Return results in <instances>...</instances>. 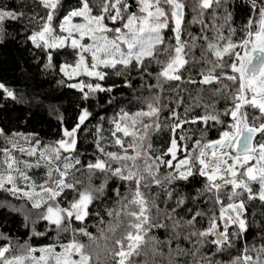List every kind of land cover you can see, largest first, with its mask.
<instances>
[{
    "label": "snow or ice",
    "instance_id": "1",
    "mask_svg": "<svg viewBox=\"0 0 264 264\" xmlns=\"http://www.w3.org/2000/svg\"><path fill=\"white\" fill-rule=\"evenodd\" d=\"M37 3L45 10V15L28 12L25 5L10 4V0L0 4V35L5 34L8 27H15L17 22H23L26 29L31 28L25 33L26 40L35 48L43 49L45 63L42 67L45 69L53 66L50 49L70 48L75 62H61L60 73L69 80L83 76L96 81L85 84L80 79L68 85L81 91L84 101L97 93H107L106 103L111 105L116 99L111 93L132 88L133 70L141 81V90L147 84L151 95L137 97L140 106L135 111L121 108L108 117L109 137L101 136L99 123L95 126L93 143L100 155L87 164H83L82 157L74 152L78 130L91 115L87 108L78 109L76 123L71 129L61 122V138L42 148L34 133L9 134L0 129V138L8 145L0 148L5 165L0 169V189L30 204L27 209L23 206L13 209L23 215L22 227L28 237L55 233L53 242L38 247L27 238L20 244V237L0 233V264H133V258L141 256L145 259H138V264H157L155 257L162 255L158 250L165 244L170 257H190L184 264H222L216 259V253L226 248L231 250L233 241L240 240L249 228L246 200H258L264 209V0H245L252 14L240 27L242 36L235 40L232 39L236 31L232 27L235 0H192L191 6L186 0H134V3L130 0H75L61 16L56 14L62 7L60 0H37ZM189 7L192 19L188 24H199L204 34L189 33L188 39H184ZM208 11L210 16L206 14ZM209 22L211 39L207 35ZM225 28L228 39L224 37ZM165 29L171 31L167 43ZM85 38L87 43L83 42ZM198 39L206 44L202 56L208 67L186 83L219 85L212 95L223 92L226 102L231 101L222 110L216 108L215 100L211 104L206 102L207 98L201 94L203 89H197L192 105L175 98L171 106L163 103L157 91L164 80L182 79V69L188 65L186 53L196 47ZM206 52H210L211 59ZM86 57H90V63ZM153 63L159 66L156 84L149 79L153 76L149 65ZM109 76L123 79L105 86L103 82ZM0 92L5 98L16 99L15 91L4 83H0ZM179 106L184 107L183 114L177 110ZM192 106L202 109L200 114H192ZM162 108L168 109L163 127L169 132V142L166 149L152 155L149 137L161 130ZM186 124L200 125V134L194 139L188 137L182 128ZM209 125L219 126L216 139H207L205 131ZM83 131L87 134L89 129L85 127ZM33 139L35 143L28 149L20 143ZM188 140L191 148L187 147ZM105 142L119 151L106 150ZM181 145H184L182 159L178 155ZM13 150L29 156H35L38 151L40 160L45 162L46 178L38 185L31 181L18 164L32 165L18 162ZM36 166L39 167V162ZM162 166L167 169L163 176L160 174ZM82 170L89 174L87 185L72 179L74 172ZM97 175L103 178L99 184H93ZM197 176L204 179L202 187L194 192L181 191V182L188 183ZM110 180L116 187L111 188V196H108L106 187H110ZM21 183L23 187L19 186ZM152 185L163 188L165 205L175 197V207L160 209L155 193L149 201L143 189ZM121 187L124 195H121ZM106 199L111 200V207L104 204L102 210H91L94 202ZM201 199L218 207L219 213L209 217L208 227L196 230V219L203 216V212H193L189 208L185 215L177 213L183 211L189 201L196 206ZM153 208L155 219L150 215ZM260 215L256 233L260 243L255 245L254 237L253 247L245 244L237 256L223 264H264V211ZM93 218L90 227L96 229L95 234L86 226V220ZM41 223L43 231L37 230ZM77 223L79 226H75ZM159 229L167 233L164 240L150 234ZM64 234L72 238L61 242ZM80 236L87 239V244L80 242ZM181 238L188 247H181ZM13 239L18 247H14ZM173 242L175 249L171 247ZM205 245L213 249L208 256L201 254L206 251ZM142 248L150 249L151 260ZM169 264L177 262L169 259Z\"/></svg>",
    "mask_w": 264,
    "mask_h": 264
},
{
    "label": "trees",
    "instance_id": "2",
    "mask_svg": "<svg viewBox=\"0 0 264 264\" xmlns=\"http://www.w3.org/2000/svg\"><path fill=\"white\" fill-rule=\"evenodd\" d=\"M134 3V0H130ZM9 3V0H0V4ZM21 3L26 6V11L35 12L38 16L45 15V10L39 6L37 0H10V4ZM61 10L57 11V16L64 14L69 5H74L75 0H60ZM207 13H210L208 11ZM252 14V13H251ZM185 23V22H184ZM193 28H198L200 35L204 33L201 31V26L199 24H194ZM31 28H24L23 22H17L15 27H8L5 34L0 35V83H4L9 88H12L16 93V99L5 98L0 92V129L5 130L6 133L18 132L23 134L34 133L35 138L41 141L39 147H44L45 144L52 145L54 141L61 138V122L63 126L67 129H71L74 126L78 116L79 108H87L91 113L85 125L79 131V139L77 147L74 152L77 157H82L83 164H87L89 161L96 159L98 152H96L94 147V133L96 132L95 126L99 123L102 127L101 136H110V123L108 117L114 115L118 110L123 108L126 111H135L136 108L140 106L137 97H145L151 95L147 90V84H145L144 89L141 90V81L138 78L137 73L133 70L131 76L134 78V83L132 88L127 90L121 89L119 93L113 92L112 96H115V101L109 105L106 101L109 100V94L107 93H97L95 96L90 97L87 101L81 99L83 93L77 89L70 88L68 85L72 83L66 77L62 75L59 71V64L61 62H71L75 59L74 53L70 48H62L49 50L53 52V66L50 68H43L42 65L45 63V53L42 48H35L31 42L26 40L25 33L30 32ZM255 30V29H253ZM209 39V30L207 32ZM224 36L225 39H228ZM171 36L170 29L164 30L165 42H168V38ZM174 43V41H172ZM205 44V42L203 41ZM206 45V44H205ZM188 59V55H187ZM191 65V60L188 59L187 67L182 69V79L180 81H167L164 80L160 88L157 89L163 97V103L169 104L171 106V101L175 98H181L185 105H192L193 102L189 97V89L197 88L203 89L202 95L207 98V103L212 101L215 96L212 95V91L215 87L219 85L202 86L198 83L195 85L186 83L189 78H197L188 76L185 70ZM202 70V69H201ZM200 70V71H201ZM110 72V70H108ZM149 71L153 73L150 79L152 84H156L155 74L159 72V66L155 63L149 65ZM199 71V72H200ZM198 72V74H199ZM218 74V72H217ZM123 78H116L115 76H109L105 82L111 83L115 81L120 83ZM85 83L92 82L95 83V79L89 80V78H83ZM58 81H63V83H58ZM135 89V91H133ZM87 91V88L84 89ZM226 97V94L221 92ZM229 103L219 100L216 104L217 109H224L228 107ZM180 113H184V107L179 106L177 109ZM202 109H198L194 106L190 108L192 114H200ZM251 112V109H248ZM255 114V113H253ZM168 118V109L162 108L160 115L161 130L158 132L151 133L149 140L152 144L153 152L152 155L158 154L157 150L163 151L166 149L169 142V132L163 127L164 122ZM186 119L190 117H185ZM88 128L89 132L84 133L83 128ZM200 125H183L182 128L187 132V136L190 137L194 130H200ZM213 127L209 125L208 128ZM207 128V129H208ZM216 130L215 138L218 137L217 129L219 126L213 127ZM222 130V129H221ZM181 135L178 130L177 137ZM4 143V139L0 138ZM29 144L35 143V139L28 140ZM106 143V142H105ZM108 151H119L118 148L105 146ZM181 145V149L178 150L179 158H183L184 152ZM187 147L191 148V141H187ZM62 151V150H61ZM38 152V151H37ZM64 155H67L66 153ZM23 157H29V160H34L35 156H29L23 154ZM171 159V156H168ZM80 168V165L76 166ZM45 167L39 166L30 168L27 174L30 175L35 184H39L43 179H45ZM167 171L163 166L161 167L160 174L163 176L164 172ZM88 172L80 171L74 172L72 179L80 180L82 184L87 185L88 183ZM92 183L95 184L94 179ZM204 184V179L199 176L196 177V188L202 187ZM188 183L181 182L179 187L181 191H187ZM256 189L258 188L255 186ZM109 191V187H106V193ZM144 196L151 201L153 193L157 195L159 200L158 207L164 209L165 207L172 208L175 207V197L172 198V202L168 205L164 203L163 188L157 189L156 186L152 185L148 188L143 189ZM246 199V198H245ZM227 203V198L224 200ZM96 203V202H94ZM93 203V204H94ZM247 217L249 221V228L246 229L245 235L238 241H233V247L231 250L225 249L226 253L239 251L245 247V244L249 248L254 246L253 240L256 237L258 231L257 224L261 220L260 213L264 211L261 209L260 202L257 200L255 202H248ZM92 204V205H93ZM91 205V206H92ZM30 208V204H26L21 198L14 197L8 192L0 189V233H4L9 237H20L19 243H24V239L27 238L33 246L38 247L40 244L53 242L54 232L46 233L44 236H32L28 237L27 232L22 227L23 215L19 211H14L13 209H20L21 207ZM197 206L204 207L203 213L206 217V227L209 226V217L215 213L218 216L219 209L215 207L212 203H205L203 199L198 201ZM178 215H185V206H183V211L178 210ZM150 215L153 219L156 218L155 208L151 209ZM255 216V220H253ZM89 219L86 220V223ZM200 220V216L197 217L196 223ZM77 223L75 226H78ZM43 224H39L37 230L43 231ZM204 227V228H206ZM200 230L199 228H195ZM223 230V225H220V230ZM231 231V226H229ZM191 231V229H189ZM151 235L158 237L160 240H164L167 233L163 229L152 230ZM70 239V234H64L60 237L61 242H66ZM7 243V241H2ZM82 243L87 244V240ZM260 243L259 238L256 237L255 245ZM14 247H18L17 242L13 239ZM171 247L176 248V243L173 242ZM181 247H188L187 242H184L181 238ZM206 251L201 254H205L210 248V245H205ZM143 252H147V258L152 259V253L148 248H142ZM162 255H157L155 257L157 264H169V259L175 260L177 264H184V262L190 257L180 255L169 256L168 245L165 244L162 248L158 250ZM15 254V253H14ZM253 258L255 254L253 253ZM139 260L145 259L144 256L138 258ZM138 259L133 258V264H138Z\"/></svg>",
    "mask_w": 264,
    "mask_h": 264
},
{
    "label": "rangeland",
    "instance_id": "3",
    "mask_svg": "<svg viewBox=\"0 0 264 264\" xmlns=\"http://www.w3.org/2000/svg\"><path fill=\"white\" fill-rule=\"evenodd\" d=\"M186 2L189 4V6H191L192 0H186ZM207 15H211L210 13H206ZM251 15V12L248 10L247 6L245 5V0H235V6H234V23L232 25V27L234 29H236V31L233 34L232 39H239L242 36V33L240 31V27L241 25L247 20V17ZM192 19V12H191V7H189V9L186 11V20H185V33L186 35L184 36V39H188V35L187 34H191V35H196V36H200V32L196 26V28H193L195 25L194 24H188V21ZM59 30L57 29V32ZM226 34H228L227 29H224V36H227ZM209 35L210 37L213 36V33L211 31V24L209 22ZM84 43H87V40L85 38V40L83 41ZM204 49H206V45L203 43L202 40H197L196 41V47L191 49V51H188L186 53V59H187V55H188V59L191 60V65L185 70V73L188 76L191 77H195L198 75V72L201 69H205L206 67H208V65H205L204 63V56H202V51H204ZM52 50V49H50ZM209 59H211V54L210 52H206L205 53ZM86 59L88 60V62L90 63V57H86ZM75 59L71 62H66V63H74ZM67 78V77H66ZM84 77H80V78H74L72 80H69V78H67L69 81H71L72 83L75 82H79L80 79H83ZM88 78V77H87ZM95 79V78H92ZM84 81V80H83ZM85 83V82H84ZM87 84V83H85ZM197 94V88H190L189 89V97L192 101V97H195ZM221 95L223 98H221L220 96H215V98L213 100L216 101V104L218 103L219 100H223L224 102H226V97L223 94H219ZM212 100V101H213ZM212 101L208 102V104H211ZM193 102V101H192ZM226 103H231L230 100H228ZM215 133L216 130L213 127H210L208 129H206L205 131V135L207 137V139H216L215 138ZM200 134V130H194L191 135L190 138L194 139L196 136H198ZM107 137V136H106ZM21 145L23 147H25L26 149L29 148L30 144L28 142V140H23L20 142ZM8 145H6V143L2 142V140H0V148L3 147H7ZM105 146H111L108 142L105 143ZM112 147V146H111ZM13 155L15 157V159L18 162H27L28 165H32L31 167L26 166L25 163H19L18 167L23 170L25 172V175L28 176L30 178V175L27 174V171L30 168H34L37 167V163L39 162V166H43L44 167V161L40 160V156H39V152H36L35 154V159L29 160V157H23V154L20 153L18 150H13ZM182 159V158H181ZM175 165H173L174 167ZM5 165L3 164V154L0 153V169L4 168ZM46 170V169H45ZM102 175H97L94 178L95 184H99L100 180L102 179ZM17 179H19V177L17 176ZM30 180H32L30 178ZM109 191L107 192L108 196H111V188H115L116 187V183L114 181H109ZM19 186L23 187L24 185L21 183ZM258 187V185H255ZM197 185H196V177L193 178L190 182L189 185L187 186V192H194V190L196 189ZM258 190V188H257ZM121 195H124V189L123 187H121ZM104 204H107L109 207L112 206L111 200L106 199L104 201H97L96 203H94L91 206V210L92 211H96L97 209L102 210ZM191 209V211L196 212L197 210L203 212L204 207H199V206H193L191 201H189L186 205H185V213L188 211V209ZM93 219H89L88 222L86 223V226H88V230L93 232L94 234L96 233V229L90 227L91 224L93 223ZM105 219L107 220V217H105ZM79 226V225H78ZM206 227V217L205 215L200 216V220L197 222V224H195V228H199L202 229ZM71 235H70V239H71ZM78 239L80 240V242L82 243L83 241L87 240L85 237H78ZM244 248V247H243ZM58 250V249H57ZM213 249L210 248L205 254H202L204 256H208L210 252H212ZM239 254V251H235V252H230V253H226V252H220V253H216V259L220 260L223 264V262H227L229 260L232 259V257L237 256ZM35 255H39V253H35Z\"/></svg>",
    "mask_w": 264,
    "mask_h": 264
},
{
    "label": "water",
    "instance_id": "4",
    "mask_svg": "<svg viewBox=\"0 0 264 264\" xmlns=\"http://www.w3.org/2000/svg\"><path fill=\"white\" fill-rule=\"evenodd\" d=\"M198 84H200L199 82H197ZM201 85V84H200ZM202 86H209V85H202ZM78 90V89H77ZM79 91V90H78Z\"/></svg>",
    "mask_w": 264,
    "mask_h": 264
},
{
    "label": "built area",
    "instance_id": "5",
    "mask_svg": "<svg viewBox=\"0 0 264 264\" xmlns=\"http://www.w3.org/2000/svg\"><path fill=\"white\" fill-rule=\"evenodd\" d=\"M218 96H220L221 98H223L221 95H218Z\"/></svg>",
    "mask_w": 264,
    "mask_h": 264
},
{
    "label": "flooded vegetation",
    "instance_id": "6",
    "mask_svg": "<svg viewBox=\"0 0 264 264\" xmlns=\"http://www.w3.org/2000/svg\"><path fill=\"white\" fill-rule=\"evenodd\" d=\"M222 230V229H221Z\"/></svg>",
    "mask_w": 264,
    "mask_h": 264
}]
</instances>
